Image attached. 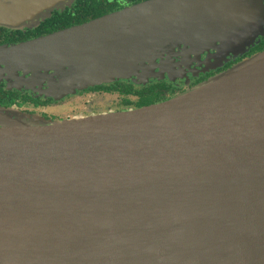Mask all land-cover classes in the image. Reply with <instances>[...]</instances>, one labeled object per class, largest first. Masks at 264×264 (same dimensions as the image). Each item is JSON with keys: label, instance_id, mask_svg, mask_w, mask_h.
<instances>
[{"label": "water", "instance_id": "water-1", "mask_svg": "<svg viewBox=\"0 0 264 264\" xmlns=\"http://www.w3.org/2000/svg\"><path fill=\"white\" fill-rule=\"evenodd\" d=\"M73 2L0 0V26ZM263 22L262 0H149L2 46L0 67L60 99L172 77L211 48L223 67ZM0 264H264V50L137 109L0 106Z\"/></svg>", "mask_w": 264, "mask_h": 264}, {"label": "flooded vegetation", "instance_id": "flooded-vegetation-1", "mask_svg": "<svg viewBox=\"0 0 264 264\" xmlns=\"http://www.w3.org/2000/svg\"><path fill=\"white\" fill-rule=\"evenodd\" d=\"M145 1L149 0H93V6L90 5L91 11L89 10L86 15L87 20L84 22L119 12ZM262 3L264 7V0H262ZM98 12L99 14L95 15ZM84 22H79L78 24ZM262 27L264 31V22ZM32 30L34 29L15 30L0 26V47L17 44L51 33L32 32ZM246 48L247 51L242 55H238L235 58L229 57V61L223 67L216 69L208 68L211 66V62L215 61L213 57L207 60V58L209 59L208 54L214 56L216 53V50L211 48L200 59L194 60L189 67L183 65L172 77L165 74L161 79L150 78L149 81L143 84H137L128 79H120L89 86L60 99L45 93L46 84L22 87L16 82L14 83L11 80V74L7 70H2L5 67L3 66L0 67V106L53 120L137 109L167 100L171 96L209 79L241 59L263 51L264 33L258 35L254 44ZM22 74L23 72L20 71L19 75ZM25 76L29 77L30 75L25 74Z\"/></svg>", "mask_w": 264, "mask_h": 264}, {"label": "trees", "instance_id": "trees-1", "mask_svg": "<svg viewBox=\"0 0 264 264\" xmlns=\"http://www.w3.org/2000/svg\"><path fill=\"white\" fill-rule=\"evenodd\" d=\"M92 3H93V0H74V2L72 3L70 7H66L63 10L53 11L52 15L49 18H46L44 21H41L37 26L33 28H29V29H34L32 30V32L48 33V32H53V31H56L62 28L69 27L74 24H78L79 22H84L87 20L86 15L89 13L90 5L93 6ZM97 14H99V12L95 13V15ZM15 30H18V29H15Z\"/></svg>", "mask_w": 264, "mask_h": 264}, {"label": "rangeland", "instance_id": "rangeland-1", "mask_svg": "<svg viewBox=\"0 0 264 264\" xmlns=\"http://www.w3.org/2000/svg\"><path fill=\"white\" fill-rule=\"evenodd\" d=\"M203 55V54H202ZM202 57V56H201ZM230 57V56H229ZM234 65V64H233ZM233 65H232V67H233Z\"/></svg>", "mask_w": 264, "mask_h": 264}]
</instances>
